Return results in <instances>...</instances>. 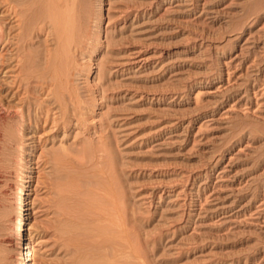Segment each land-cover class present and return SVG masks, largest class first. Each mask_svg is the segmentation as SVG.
Listing matches in <instances>:
<instances>
[{
    "label": "rangeland",
    "instance_id": "374dc122",
    "mask_svg": "<svg viewBox=\"0 0 264 264\" xmlns=\"http://www.w3.org/2000/svg\"><path fill=\"white\" fill-rule=\"evenodd\" d=\"M84 3L88 47L69 52L77 111L64 119L47 93L36 92L32 125L0 119V264H15L10 235L24 184L30 230L19 247L34 242L29 264H71L68 213L99 208L93 189L102 147L106 165L121 167H114L119 180L110 169L119 182L111 206L121 210L119 223L137 228L128 231L132 240L137 234L139 255L114 260L135 264L133 254L137 264H264V0ZM47 32L27 53L45 44ZM1 52V99L15 105L27 94H18L12 81L19 71L4 68ZM94 162L86 168L87 178L98 176L95 185L87 179L89 192L83 174Z\"/></svg>",
    "mask_w": 264,
    "mask_h": 264
},
{
    "label": "bare ground",
    "instance_id": "6f19581e",
    "mask_svg": "<svg viewBox=\"0 0 264 264\" xmlns=\"http://www.w3.org/2000/svg\"><path fill=\"white\" fill-rule=\"evenodd\" d=\"M6 1H7L6 2V8H4V12H6V13H4V15L0 16V47H2V51H3V52H1L2 53L1 58L4 57V59H5L4 60L5 61L4 68L8 67L9 72L15 71V70L19 71L18 72L19 75L16 77V79L14 81H12V80L11 81L13 82L12 84H15L14 87L17 86L18 88H20L18 91V94H27V95L19 98V100L21 102L18 101L19 103H15V105H10V104L6 105V102H4L6 99L5 100L1 99V95H0V119H1V121H2V119L6 120L7 117L9 116L8 118H19L20 122H21L20 124L22 125V127H28L30 124L32 125V122L35 121L36 119H38L37 113L34 112V108L36 105L35 103L38 102L36 100L37 99L36 98L37 94L35 95L36 92L47 93V95L50 96L49 100H47V101L49 102V104L54 105L52 108H54V109L58 108L61 111L62 116L67 115L66 117H68V114H69L68 109H69V112L71 114L73 113V111H75V110L77 111L78 108L76 106H77L78 101L74 102V103H76L75 106L74 105L71 106L73 103L71 105H70V103L72 102L71 101L72 99H78L77 95H79L76 93L78 90L75 92L76 88H74V86L71 84V81H72L71 77L74 76L71 74L74 73L72 70L75 66L74 67L72 66L73 68L71 67V65H72V60H71L72 53H69V52L71 50H73V51L75 50V52L76 51L82 52V50L84 48H86L85 46H87L86 42L82 39L83 34L85 33L84 30L89 28L88 27L89 18L91 16L85 8L84 2L86 0H6ZM94 2H95V0H94ZM3 6H5V5H3ZM101 9L102 10L104 9L103 3L101 4ZM79 19L81 21V24H80ZM14 22H16V23H14ZM17 29H20V32L18 31V33H14ZM44 30H48L47 33L49 35V38H46L47 40H45V42H44L45 44L41 46V48L43 50L41 48L39 49L40 51L42 50L40 52V56L38 54L39 50L37 52L35 51V53H27L29 50H32V48L31 49H27V48H28V46L31 47L34 45L35 42L33 43V39H35V37L37 35H40V32L44 31ZM82 32H83V34H81ZM48 41H50L49 43L52 44V46H53L52 48H48V44H46ZM41 42H42V40H41ZM36 47H38V46H36ZM33 51H34V49H33ZM33 51H29V52H33ZM70 60H71V62H70ZM3 81H5V80L3 79ZM3 90H4V88H2V84L0 83V92ZM5 90H6V88H5ZM15 90H17V88ZM32 95L35 96L36 99L35 98L34 99L37 102L34 103L35 100L32 101V98H33ZM75 97H77V98H75ZM65 99H66V101H67V99H69V102L67 101L69 104L66 105L67 102L64 103ZM39 100H42V98ZM42 102H44V101H42ZM45 103L48 104L47 102H45ZM45 106L51 107L50 105H45ZM79 108H80V106H79ZM47 111L49 113V109ZM61 114H60V116H61ZM73 114L71 116H73ZM46 115H48V114L46 113ZM60 118H58V119L60 120ZM62 118H64V116ZM64 119H62V120H64ZM56 120H57V118H56ZM56 123H57V121H56ZM87 147H89V146H87ZM91 150H92V148H91ZM91 152H90V154H91ZM93 152H94V150H93ZM100 152H101L100 156H102V158H103V160L101 157L99 158V160L97 158V161H99L98 167H100V168L96 167L97 165L96 166L94 165L95 162L93 164L89 163L90 165L88 163H86L88 165V167L85 166L86 174H83L85 182H86L87 179H91V178H87V176H86V175L91 176V175L87 174V170L91 169L90 166L94 165L97 168V170L99 169V171H98L99 173H97L96 172L97 170H95V172L97 174H99L98 175L99 178H98L97 174L95 173L96 178L92 177V179H91L92 184L95 185V183H93V182H94V180H96L98 178L96 183L97 184L99 183V185L96 184L97 186H95L96 188L94 187L95 189H93V191H96V192H94L96 195L99 194V195H97L99 197V199L97 197V201H96L98 203L99 208L96 207L95 210H97V211H90V210L89 211H78V210H80L78 208L77 211L76 210L73 211L74 213H72V214L68 213V214H70V217L68 218V220H69L71 225H70V227L66 233V234H69V236H66L65 239L67 237H69L68 239H70L71 244L73 245V249L75 251V256L72 254L74 258L71 261V264H116L114 261H117V262L120 261V258L119 259L116 258L114 260V258L117 257L118 255H120L124 252H132L134 254V252L137 251V250L135 251V244H136L135 239H137V234H136L135 239L132 240L134 238V236H132V232L135 229L137 230V228H134L136 226H131L134 219H132L133 221L129 220V222H127L128 224L131 223L129 225L132 228L129 227V225H128L129 228H127V226H125L126 223L124 225L121 224L122 222L120 219H123V218L120 217L119 222H121V223L118 222V218H119L120 211H121L120 209H118V204L116 202H114L115 208H117L116 210L114 209L113 206H111V204H112L111 202L114 201V198L116 196H119L118 195L119 189H117L118 187L116 188V190H118V192L114 188L115 185H117L119 183L118 182L115 184V182L120 179V178L118 179V177L120 175L121 167H120V165L119 166L116 165L117 163L115 164V162L119 161V159H118V157L115 158L116 155L113 153V155H115V156H113L112 161H115V159H117V160L115 162H113L111 166H113V164H115V165L113 167H110L109 166L111 164L110 162H108L109 165H106L107 164L106 162L108 161L109 158L106 156L107 153L104 154L105 151H104L103 147L101 148ZM109 156H111V155L109 154ZM90 157H91V155H90ZM52 158H53V156H52ZM91 158H93V156ZM105 158L107 159V161L104 160ZM100 159L102 160L101 163L103 164V166H99V165H101V164H99ZM53 163H54V161H53ZM65 163H67V162H65ZM74 164H76V162ZM118 164H120V162ZM107 166H109L108 167L109 169L106 168ZM116 166L120 168L119 169L120 171H118V168H116V169L114 168ZM86 168H88V169L86 170ZM111 168L118 171V172L116 171L117 175L119 173L118 176L114 172L115 173L114 175H116V178L118 180L117 179L113 180L115 177L111 179V172H110L112 170ZM89 171H91V170H89ZM58 172H56V173L59 174L60 172L59 173ZM80 172H81V170H80ZM83 172L84 171H82L81 173H83ZM81 173H79L80 177H81V175H80ZM91 174H93V173H91ZM61 175L62 174H60L59 176H61ZM58 181H59V178H58ZM64 181H65V179H64ZM91 181L90 180L87 181L86 182L87 185H85L84 188L87 187L88 184L91 183ZM107 181L108 182L111 181L110 185H107L108 183L106 184ZM112 182H114V183L112 184ZM83 183H84V181H83ZM57 184L59 185V182H57ZM75 186H76V184H75ZM89 188H90V186H89ZM24 189H25V184L22 186V188L19 191V195L17 198V205L19 206L20 212L14 218V224H13L11 235H10V241L18 249L17 250L18 253L15 255L16 256L15 257L16 258L15 264H29L32 260L33 255H34L33 249L35 248V244L31 239H29L24 244H22L21 248L19 247L25 239L24 236H26V233L30 230L29 226L27 228H26V226H24V216H25L24 209L25 210L28 209L23 204V203H25V199H26L25 198L26 191H24ZM85 189H86V191H89V192L91 191V190H87V188H85ZM90 189H92V188H90ZM84 191L85 190L83 189V192ZM115 192H117V193H115ZM86 194L87 193H85V195ZM95 194H94V196H95ZM118 199L116 200L117 202H118ZM108 202H110L111 207L107 204ZM77 203H79V202H77ZM112 207H113V209H112ZM64 213H65V211H64ZM130 221H132V222H130ZM134 224L135 223H133L132 225H134ZM65 228H66V226H65ZM128 229H130V230L134 229V230L132 232H130V231H128ZM65 232H66V229H65ZM133 233H135V231ZM133 242H135V243H133ZM133 254H130L131 255V259H130L131 262L130 263H135L136 261L138 262V260H139L138 257H136L135 261L132 260L133 257L135 258V256L139 255V254H137V255L134 254L135 256H133ZM125 255H127V257L128 256L130 257L129 254H125ZM125 255L123 254V256H121V257L127 258V257H125ZM92 256L96 257V259H97L96 262L93 259H92L93 261H91V259H89ZM121 260L122 261H120V263L123 262V259H121ZM124 262H125V260H124ZM126 262H128V264H129V261H126ZM137 262L135 264H137ZM121 264H125V263H121ZM139 264H140V261H139Z\"/></svg>",
    "mask_w": 264,
    "mask_h": 264
}]
</instances>
